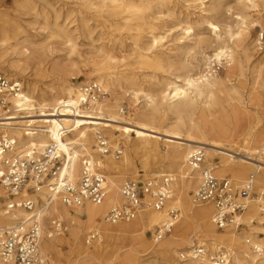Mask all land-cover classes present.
I'll list each match as a JSON object with an SVG mask.
<instances>
[{
	"label": "bare ground",
	"instance_id": "obj_1",
	"mask_svg": "<svg viewBox=\"0 0 264 264\" xmlns=\"http://www.w3.org/2000/svg\"><path fill=\"white\" fill-rule=\"evenodd\" d=\"M23 1L30 12L27 14L34 16L33 22L27 23L21 18L0 13V64L9 63L20 76L31 67L38 74L52 80V83L40 86L34 80L25 79V90L17 97L8 99L10 113L0 120L5 123L7 132L18 147L34 146L37 152L43 150L63 130L66 134L61 149L67 152L72 147V154L68 152V155L73 161L74 177L79 175L78 159L84 153L102 173L110 174L106 176L103 173L109 191L102 205L86 203L82 207H67L54 201L44 206L41 214L43 237L39 249L43 264H54L51 254L59 252L64 244L79 257L72 264H78L79 260H90L96 264H110L112 261L134 264L139 256L136 246L145 241L146 231L153 226L163 228L165 225V230L174 227L173 231L170 230L171 234L166 241L152 248L163 264L172 259L177 248H187L188 251L196 243L204 245L206 240L213 242L211 250L227 242L225 248L230 253L229 264H243L240 257L242 254L245 258H258L256 261L264 264V237L237 231L231 232L226 238L217 236L211 227L209 211L194 209L186 194L188 190L196 193L201 180L200 171L191 172L187 168V157L192 150L201 148L212 160L216 154L225 157L216 169L226 170L236 181L240 196L244 197L240 200L245 201L249 207L246 210L249 217L244 222L248 228L264 236V223L256 205H253L245 192V173L249 167L253 168L254 176L264 170V161L258 157L264 150L252 145L248 138L231 135L218 120L213 123L208 120L212 116L211 111L224 110L223 98L217 95L223 82L213 71L212 62L220 64L223 59L229 63L234 62L235 52L242 49L244 53L247 50L245 42L249 30L247 24L250 23L249 11L257 0H233V5L227 7L223 6L225 0H186L181 5L184 13L178 10L176 0H86L77 11L78 19L68 20L67 15L60 21L61 10L53 8L52 21L44 17L43 24L38 23L41 15L32 5L33 0ZM209 1L210 5L206 8ZM191 3L198 8L197 12L194 11L198 13L195 18H192L195 14L190 12ZM182 14L183 25L179 23L165 31L167 36L172 37L171 31L177 29L181 31L180 37L172 39L174 43L171 48L165 51L158 49L165 37L156 32L167 26L165 20ZM216 18L224 21L219 24ZM112 27L131 31L127 42L107 32ZM80 38L90 40L93 49L91 59L82 62L84 66H91L95 80L92 83L101 86L103 90L115 83L119 86L126 84L129 86L126 92L132 100H143L144 108L136 112L132 120L124 119L120 108L108 105L104 98L87 106L79 105L84 85L73 83L70 77L78 66L72 57L81 54L77 43ZM117 48L123 54L122 59L116 56ZM208 50L211 51L210 55L206 54ZM127 52H131V55L124 54ZM132 55L134 62L153 64L163 75L159 78L150 77L149 87L140 88L133 72L127 67L119 69ZM253 72L257 77L264 76V65H256ZM226 93L240 103L241 98L235 88L227 89ZM64 102L78 106L77 114L53 113L56 106ZM43 128H47L48 133H44ZM104 137L112 144L111 151L117 150V142L122 144L124 151L120 161H114L111 155L99 153L98 139ZM160 143L168 149L164 159L169 168L166 172L174 179L172 189L176 192L173 191L172 199L163 210L146 209L131 222L109 225L104 217L108 210L124 203L120 186L123 175L131 169L132 156L142 154L144 162L157 156V161L161 162L163 158L158 148ZM235 161L239 163L236 166L233 165ZM156 172L158 175L149 178H158L165 170L159 168ZM252 183L264 186V176L253 179ZM260 193H264V190L261 189ZM41 199L44 204V195ZM3 206L4 202H0L1 225H11L28 216L23 209L6 214ZM177 207L182 208V214L171 218L168 209L174 210ZM82 216L86 218L82 219ZM56 218L67 221L70 226L68 237L61 238L64 233L51 235L50 222ZM256 219L257 225H253ZM241 221L242 218L240 224ZM97 226L102 230L100 241L92 249L84 248L81 244L82 236L88 230L100 233L95 229ZM226 230L223 229L224 232ZM124 241L129 244L125 245ZM172 243L174 246H171ZM248 244L252 245L251 251ZM240 248L241 251H238ZM245 250L248 253H244ZM180 254L179 264H209L207 259L181 262ZM153 264L160 263L157 261Z\"/></svg>",
	"mask_w": 264,
	"mask_h": 264
},
{
	"label": "built area",
	"instance_id": "obj_2",
	"mask_svg": "<svg viewBox=\"0 0 264 264\" xmlns=\"http://www.w3.org/2000/svg\"><path fill=\"white\" fill-rule=\"evenodd\" d=\"M23 91L19 81L8 80L0 75V119L10 113L9 98L17 97ZM106 95L103 88L95 83L85 84L79 98V105L87 106L97 102ZM79 107L69 103H60L53 113L66 112L77 114ZM5 123L0 120V202H4V212L8 214L16 209L28 213L27 218L11 225L0 224V264H43L40 254L42 234V210L44 206L59 201L67 207H82L86 203L102 205L108 196L106 176L93 163L87 154L79 157V175L72 174V147L64 152L61 142L66 132L60 130L57 138H53L43 150L37 152L34 146L18 147L9 135ZM25 128H29L26 126ZM48 133L47 128H43ZM27 133V130L26 132ZM103 138L98 139V150L101 155L113 156L116 159L121 150L111 151ZM187 168L200 171V185L193 196L196 205H209L213 208L212 224L217 229L242 226L239 222L248 204L239 199V193L229 179H219L212 168L206 165V156L201 148L192 150L187 157ZM253 175L245 186V192L257 206L258 213L264 223V193L254 191ZM172 176L162 174L158 178H147L141 184L125 181L120 186V194L124 200L121 206L108 211L105 222L115 225L119 222H131L146 209L159 211L172 199ZM45 202L42 203L41 196ZM171 215L174 216L173 213ZM172 217V216H171ZM165 227L157 228L154 239H160ZM164 229V230H163ZM162 230V231H161ZM169 230V229H168ZM52 236L65 232L62 220L50 222ZM98 232H90L86 244L99 240ZM209 264H229L230 253L218 246L211 253L203 245H195L187 252L180 254V261H202Z\"/></svg>",
	"mask_w": 264,
	"mask_h": 264
},
{
	"label": "rangeland",
	"instance_id": "obj_3",
	"mask_svg": "<svg viewBox=\"0 0 264 264\" xmlns=\"http://www.w3.org/2000/svg\"><path fill=\"white\" fill-rule=\"evenodd\" d=\"M178 2V10L182 13L183 9L181 5H184L186 0H176ZM86 2V0H33L32 5L36 8V10L39 11V14L41 15L40 18H38V23L43 24L44 17H48L49 21H52V18L54 17V13L52 9L55 10H61V17L60 21L63 20L67 15H69L68 20H74L78 19L77 11L81 6ZM233 0H225L223 3L224 7L232 6ZM25 1L23 0H17L14 2V0H0V13L6 14L9 17H18L21 18L24 22H33L34 16L28 15L30 12L27 7H25ZM192 4V8H190V12L194 13L195 15H192V18H195L198 13H195L194 11H198L197 6L194 3ZM210 5V1L206 3V8H208ZM91 12V10H90ZM26 14V15H20V14ZM28 13V14H27ZM91 14V13H90ZM89 15V13L87 14ZM250 16V23L247 24L249 30L248 35L246 39V45L247 50L244 51L242 49H239L237 52H235V61L234 62H226L224 59L221 61V63L212 62V69L216 72V74L220 77L223 84L220 87V92L217 93V95L222 99L223 101V111L220 110H214L211 111V115L208 120L210 122H214V120H218L219 123L233 136L241 139L248 138L250 139V143L252 145L259 146L261 149L264 150V76L257 77V75L253 72L254 67L256 65H264V0H257L253 3L251 10L249 11ZM166 21V27L164 29H161L157 31L156 33L160 36H164V40L160 47L158 49L160 50H167L168 48H171L174 41L172 39L180 37L181 31H176L177 29H174L171 31L173 34L172 37L167 36V33L165 34V31L168 29H172L175 26H177L179 23L183 25L184 23V16L178 15L176 18H170ZM193 21V20H192ZM215 21L219 24L224 21L222 18H216ZM36 25L35 27H37ZM113 36L122 37L124 41L127 40L129 37V34L131 31H128L127 29L120 28L119 30H116L114 27L109 28L107 31ZM115 36V37H116ZM257 41L259 44H257ZM127 42V41H126ZM78 50L81 53L80 56H73L72 60H74L78 66L76 69L73 70V75L70 77L72 79L71 81L73 83L79 84L82 83V86L86 83H92L94 82L93 74H91V66H84L82 64L83 60L89 61L91 59V56L93 55V49L90 46V40L88 39H82L80 38L78 40ZM96 45V44H95ZM123 50V49H122ZM119 48H117L116 56L118 59H122V52H120ZM124 54L131 55V52H127ZM207 55L211 54V51L208 50L206 52ZM126 57V56H124ZM127 58V57H126ZM120 70L123 68H126L133 72L134 75H136L137 80L139 81L140 88L146 89L148 88V84L150 83V77H156L159 78L163 75V72L158 69L153 64H145L142 65L140 63L134 62L133 55L127 58V61L120 66ZM0 75L5 77L8 80H14L19 81L23 86V91L26 88L25 85V79L34 80L37 82L40 86L44 85H50L52 83V80L49 78H45L43 75L38 74L34 71L33 68H28L27 71L23 76H20L17 74V72L10 67L9 63L0 64ZM127 88H129L126 84H121L120 86L118 84H112L109 87L105 88L104 91L106 95L104 96V99L108 105H115L116 107L120 108V113L122 114V117L126 120H132L134 117V114L138 111H140L142 108H144V103L142 99H139L138 101H134L131 99V97L126 92ZM229 88H235L238 91V95L241 98L240 103L237 101H234V97L231 99L230 96L227 95L226 91ZM234 96V95H233ZM205 111V110H203ZM200 113H198L199 115ZM21 115H24L21 113ZM116 135H119L117 133ZM134 137V136H133ZM105 141L108 142V146H112L109 139L104 137ZM116 149L124 151V147L120 142L116 143ZM93 149H96L95 146L92 145ZM159 148V154L162 156L163 160L161 162L157 161V156H154L149 159L148 162H144V157L142 154L133 155L132 156V166L130 171H127L122 178V182L131 180L135 181L138 184H141L145 179L158 175L156 171L159 170V168H162L165 170V172H162V174H167L169 172L168 164H166V160L164 159V155L167 152V147L164 146L162 143L158 145ZM205 153V152H204ZM160 155L158 157L160 158ZM123 156V153L119 158H115L112 156V159L114 161L118 162L121 160ZM206 156V164L213 168V172L215 176L219 179H229L237 189L239 196H240V188L236 184V181L232 178L229 172H226L224 169H216V166H220L223 158L221 155H214L213 160L208 157V155L205 153ZM258 157L264 161V152H261ZM214 163L216 165H214ZM238 161L233 162V165H238ZM175 168H173L174 170ZM135 172V174H133ZM106 176H110V174L103 172ZM173 174L177 172H172ZM136 177L134 178V176ZM178 175V174H177ZM254 176V170L252 167H249V169L245 173V179L246 181L249 180L250 176ZM264 176V170H260L259 173H257L253 179L261 178ZM185 181V179H184ZM254 191L257 193H260V190H264V186L262 184H254ZM199 188V187H198ZM173 190V189H172ZM198 190V189H197ZM196 190V191H197ZM176 192V190H173ZM187 197L192 202V206L194 209H206L209 211V214L211 216L213 208L209 205H196L193 203V196L195 192L193 190H188L186 192ZM247 196V195H246ZM245 196V197H246ZM239 199H244V197L240 196ZM253 205L256 204L253 202ZM166 206V205H165ZM163 207V209L165 208ZM257 208V206H255ZM161 209V210H163ZM249 207H247L248 211ZM69 210H73V208H69ZM75 210V209H74ZM245 210V213L243 215L241 225L238 229H234L233 227L226 228L227 230L224 232L223 229H217L212 223L211 227L213 228L214 232L217 233V236H224V238L228 237L231 232L237 231L241 234H247V233H254V236H259L263 238V235H259L258 232L255 230H252L251 228H248L247 224L244 222V219L248 218L247 211ZM110 211V210H108ZM107 211V212H108ZM106 212V213H107ZM168 215L171 218H176V216H179L182 214V208L177 207L174 210L167 211ZM171 213L174 214L171 215ZM257 214V213H256ZM82 219H85V216L81 217ZM178 220V218H177ZM211 220V219H210ZM65 232L60 237H68V233L70 231V226L68 225L67 221H63ZM253 225H257V219L252 223ZM110 225V224H109ZM195 226V225H194ZM157 226H153L152 229L149 231H146L145 233V241L143 243H138L137 248L139 251V256L137 257V262L134 264H153L154 262H159L160 264H163V261H161L158 258V254H154L152 251V248L158 247L162 242L166 241L169 238L170 230L173 231L174 227H170L169 230H166L163 236L155 240L154 234L157 230ZM97 229L100 233L99 235L102 236V230L97 226ZM205 230V229H204ZM207 231V230H206ZM91 232V230H88L86 234L82 236L81 244L85 248L92 249L93 246L96 244L90 243L86 244L85 240L87 235ZM236 233V232H235ZM223 234V235H220ZM125 245L129 244L127 241H124ZM242 244L244 243L241 241ZM196 241L194 242V244ZM218 242H214V244H217ZM226 241L224 244H221L220 247L225 248ZM213 242H210L206 240L204 242V247L211 253L213 250H211ZM195 245H199L196 243ZM194 245V246H195ZM238 245H240L238 243ZM250 251L252 250V245L248 244ZM171 246H174V243L171 244ZM241 246V245H240ZM247 247V246H246ZM175 255L172 257V259L169 262H166L165 264H179L178 257L179 254L182 252H186L187 248H177ZM226 249V248H225ZM247 249V248H246ZM154 250V249H153ZM237 251V249L235 250ZM238 251H241V248L238 249ZM244 253H248V251ZM264 253V250H263ZM242 254V253H241ZM244 255V254H242ZM240 256L242 258L243 264H259V260L256 261L258 258H245L244 256ZM52 260L54 264H72L75 260H77L79 257H76V252L73 251L70 247H68L66 244L60 247V251L57 253L51 254ZM244 257V259H243ZM254 261V262H253ZM78 264H96V262L88 261V260H79ZM101 264V263H99ZM110 264H133V263H127L126 261H112Z\"/></svg>",
	"mask_w": 264,
	"mask_h": 264
}]
</instances>
